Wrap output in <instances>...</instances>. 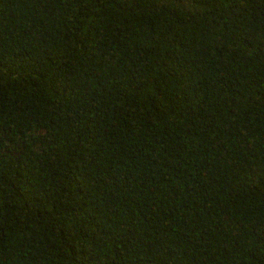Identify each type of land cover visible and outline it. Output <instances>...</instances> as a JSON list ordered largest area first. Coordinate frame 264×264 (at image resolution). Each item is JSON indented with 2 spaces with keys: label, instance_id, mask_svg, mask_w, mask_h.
<instances>
[{
  "label": "trees",
  "instance_id": "1",
  "mask_svg": "<svg viewBox=\"0 0 264 264\" xmlns=\"http://www.w3.org/2000/svg\"><path fill=\"white\" fill-rule=\"evenodd\" d=\"M0 264H264V0H0Z\"/></svg>",
  "mask_w": 264,
  "mask_h": 264
}]
</instances>
